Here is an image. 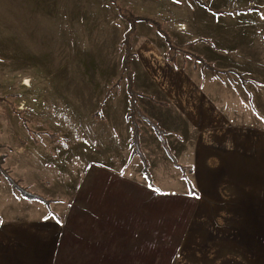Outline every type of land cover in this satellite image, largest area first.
<instances>
[{
    "label": "crops",
    "instance_id": "1",
    "mask_svg": "<svg viewBox=\"0 0 264 264\" xmlns=\"http://www.w3.org/2000/svg\"><path fill=\"white\" fill-rule=\"evenodd\" d=\"M207 1L203 20L214 18L211 8L231 10L225 15L233 16L221 20L242 26L218 25L205 36L172 39L177 49H170L151 23L137 21L130 35L137 105L164 131L176 161L190 168L186 176L195 193L145 121L139 139L154 187L142 174L139 157L131 155L122 67L128 26L115 21L119 33L104 66L84 68L73 51L74 61L59 67L61 76L44 80V116L30 115L33 121L44 118V141L0 102L4 166L23 185L52 199L48 206L28 200L0 177V264H175L205 215L223 204L232 214L235 264H264V7L249 0L225 10V0H212L215 7ZM156 10L149 17L163 26L176 21L175 8L173 14ZM73 15L68 37L63 21L62 42L76 49L81 15ZM196 38L198 48L186 45ZM190 53L214 69L201 67ZM11 92L0 85V93ZM13 102L26 106L21 98ZM152 162L161 167L157 175Z\"/></svg>",
    "mask_w": 264,
    "mask_h": 264
},
{
    "label": "rangeland",
    "instance_id": "2",
    "mask_svg": "<svg viewBox=\"0 0 264 264\" xmlns=\"http://www.w3.org/2000/svg\"><path fill=\"white\" fill-rule=\"evenodd\" d=\"M257 1L263 3L264 7V0ZM207 2V0H0V85L13 91L10 94L0 93V99L3 100L0 102L8 104L21 121V118L25 119L26 124L22 122L30 134L44 141V118H34L35 121H33L30 115L44 116V80L50 83L59 78L62 73L59 67L74 61L73 51L76 54L80 53L84 68L93 67L92 64L104 66L112 44L115 46L113 41H116V31L119 33L118 24L120 28L128 26L129 29L130 23L127 17L130 15L149 17L150 13L157 11L156 9L166 14H173V8H175L176 21L165 22L164 26L163 22L149 18L160 22L163 29L173 35L171 40H175L176 43L181 42L183 37L205 36L209 30L217 29L218 25L225 30L239 29L242 26L241 22L231 18L221 20L226 16H233L225 15L231 10L214 11L211 8L209 15H213L214 18L208 21L203 20L202 15L208 9ZM248 2L249 0H225V10H235L247 5ZM153 3L156 5H152ZM210 4L215 7L212 0ZM73 14L77 18L81 15L80 41L75 39L76 49L62 42L65 39V31L68 32L67 37L69 32L72 34L68 27L72 26ZM160 15L163 13L160 12ZM44 17H48L50 21H44ZM65 20H67L65 26L68 31L63 28L64 32H62L61 26L64 25ZM121 20L123 26L119 23ZM137 21L142 20H134V27ZM78 23L76 20V25ZM171 25H174L176 34ZM198 39L200 38L186 45L192 46L201 40ZM198 45L199 43L192 47L198 48ZM192 58L196 61L193 56ZM201 67L204 66L201 65ZM221 72H227V70ZM21 82L30 84V88L19 87ZM16 97L25 101V108L21 104L17 107L18 103L13 102ZM33 127H42L43 131L35 132L31 129ZM49 134L51 133H48V136ZM4 158L2 167L12 178L17 179L4 166ZM146 160L148 162L147 158ZM151 168L157 175L161 167L158 163L152 162ZM189 172L190 168L187 167L186 173ZM0 177L5 178L2 174ZM5 180L11 190L10 183L6 178ZM17 180L20 181V179ZM23 182L28 185L25 181ZM160 186L164 188L163 185ZM28 189L36 192L29 187ZM220 199L224 200L222 196ZM224 205L221 208H215L217 213L211 216L205 215L202 229L194 235L188 246L180 250L175 264H235L232 214L223 209L226 207Z\"/></svg>",
    "mask_w": 264,
    "mask_h": 264
},
{
    "label": "trees",
    "instance_id": "3",
    "mask_svg": "<svg viewBox=\"0 0 264 264\" xmlns=\"http://www.w3.org/2000/svg\"><path fill=\"white\" fill-rule=\"evenodd\" d=\"M127 20L130 23V27H129L128 31H126L124 33V38L122 40V46H123V50H124L122 67H123V72H124V74L126 76V80H127V91L129 94V103H130V108H129V112L127 114V118L129 119L130 125H131V138H130V143L132 144L131 155H137L139 157V159L142 163V169H141L142 174L146 178L148 185L150 187H154L150 173H149V169H148L149 165H148V162L145 158V155L143 154V152L141 150L140 139H139V135H140L139 125H140L141 121H145L152 127L155 134L158 136L162 147L165 149L166 153L172 159L174 166L180 168V170L182 171L181 175H182V177H184L186 179V182L188 184L190 192L195 193L190 181L187 179L186 168L184 166L180 165L176 161L172 152L170 151V149L167 145L165 136H164V131L156 124L155 121H153L148 116H146L137 105L138 93L132 87V72H131L130 66H129V58L131 55L130 35L135 29L134 20H142L144 22L153 24L156 27V29L164 36V39L168 43V46L170 47V49H177V47H175L172 44L171 37L163 29V26L160 24V22H158L154 19H151L149 17H139V16L135 17L133 15H130L129 17H127ZM198 40H200V39H198ZM190 54H192V56L195 58V60L199 61L202 66L210 67V68L214 69V67H212V65H209L204 60V58H202L200 55H197L194 53H190ZM115 84H116V82L114 83V86H115ZM0 101H3V100L0 99ZM21 119H22V121H24V124H26L25 119L24 118H21ZM49 136L53 139L57 137L56 134H52V133L49 134ZM3 158H4V155L0 154V174H2L7 179V181L10 183L13 191L17 192L20 196H22L28 200H38L47 206L52 202V199L46 198L45 196H43L40 193L30 191L27 186H25L21 183V181L12 178L9 175L8 171L2 167Z\"/></svg>",
    "mask_w": 264,
    "mask_h": 264
}]
</instances>
